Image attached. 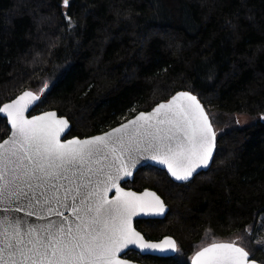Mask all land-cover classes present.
<instances>
[{
    "label": "trees",
    "instance_id": "16d2710c",
    "mask_svg": "<svg viewBox=\"0 0 264 264\" xmlns=\"http://www.w3.org/2000/svg\"><path fill=\"white\" fill-rule=\"evenodd\" d=\"M25 89L41 93L30 114L54 109L70 121L66 137L99 133L177 90L194 93L211 123L219 116L209 168L176 182L146 165L123 183L162 196L165 216L135 226L148 239L171 235L178 251L125 256L190 264L227 240L264 264L255 242L264 233V0H0V106ZM8 132L0 115V141Z\"/></svg>",
    "mask_w": 264,
    "mask_h": 264
},
{
    "label": "snow or ice",
    "instance_id": "6c2138e0",
    "mask_svg": "<svg viewBox=\"0 0 264 264\" xmlns=\"http://www.w3.org/2000/svg\"><path fill=\"white\" fill-rule=\"evenodd\" d=\"M39 100L24 91L0 106L11 125L0 143V264H129L120 254L130 246L178 251L172 238L153 243L133 227L138 214L164 212L161 198L120 182L142 158L179 181L209 165L217 132L198 97L180 91L102 135L69 140L61 138L69 122L55 112L25 116ZM249 256L235 242L213 241L192 264H256Z\"/></svg>",
    "mask_w": 264,
    "mask_h": 264
},
{
    "label": "water",
    "instance_id": "95a60500",
    "mask_svg": "<svg viewBox=\"0 0 264 264\" xmlns=\"http://www.w3.org/2000/svg\"><path fill=\"white\" fill-rule=\"evenodd\" d=\"M24 91H32V90H30V89H25V90H23L22 92L18 93L16 96H14L12 99H10V100H8V101L2 103L1 106H3V104H5V103H9V102H11V100H13V99H15L17 96L21 95ZM180 91H188V90H177V91H175L172 95H170L167 99L162 100V101H160V102H158V103H164V102H167V100H169L173 95H175L177 92H180ZM32 92H34V91H32ZM190 92H191V91H190ZM34 93L37 94V95H41V93H36V92H34ZM192 94L195 95L194 93H192ZM37 103H38V101L35 102L34 105L30 106L29 110L25 112V116H26L28 119H31L32 116L42 115V114L45 113V112H55V113H56V116H57L58 119H59V118H64V119L68 120L65 116H63V115H59V114L57 113V111L54 110V109H48V110H44V111H41V112H37V113L30 114L31 110L35 107V105H36ZM158 103H156L155 105H153L150 109H148V110H146V111H138V112H136L134 115H132V116H130V117H128V118L122 120L121 122H119L118 124H116V125H114V126H111V127L107 128L106 130H103V131H101V132H99V133H95V134H92V135H89V136H85V137H78V136H69V137H66V134L68 133V131H69L70 127H71L70 121L68 120V122H69V128L66 129L65 133H62V134H61V138H62V140H69V139H73V138L86 139V138H90V137H92V136L102 135V134L105 133V132L111 131L113 128L119 127L122 123H127L128 120L134 119L135 116L139 114V112H150V111H152V109H153ZM200 103H201V101H200ZM201 104H202V103H201ZM202 106H203V104H202ZM203 108H204L205 112L207 113V111H206V109H205L204 106H203ZM207 114H208V113H207ZM0 115L6 119L7 125H8V127H9V132H8L7 136H6L5 138H3V139L0 141V143H3V141H4L5 139H7L8 136L11 134V125L8 123L6 115H4V114H2V113H0ZM208 116H209V115H208ZM209 119H210V118H209ZM210 122H211V120H210ZM213 128H214V127H213ZM214 151H215V150H214ZM213 155H214V153H213ZM211 161H212V160H211ZM211 161H210V163H209V165H208L207 167H200V168H198L197 171H196V173L193 174V176L196 175L197 173L201 172V171H205V170H207V169L209 168L210 164H211ZM146 165H151V166H154V167H157V168H159V169L164 170V171L169 175V177H170L172 180L176 181V182H187V181H179V180H176L174 177L171 176V174H170V173L168 172V170H167V167L164 166V165H161V164H159V163H157V162H155V161H153V160H151V159H147V158H142V159H140L139 163H137L136 166L132 169V175H131V176H128V177H124V178L121 180V182H120V186H121L122 188H124L125 191H132V192H136V193H143L145 190L150 191V192H155V193L161 198V200L163 201V203H164V205H165V210H164V212H163L162 214H159V215H156V214H143V213H141V214H138V215L134 216V217L132 218L133 227H134L138 232H140V233L144 236V238H145L147 241H150V242H153V243H159V242L162 241L165 237H170V238H172L173 240H175L171 235H166V236H164V237H162V238H160V239H157V240L148 239V238H146L145 235H144L139 229H137L136 226H135V222H136V220H139V219H157V218H163V217L165 216L166 212L168 211V206L165 204L164 199L162 198V196H161L156 190H154V189H152V188H144V189H142V190H140V191H137V190H134V189L129 188V187H124V186L122 185L123 182L131 181V180L133 179V176H134L135 172H136L140 167H143V166H146ZM191 179H192V178H191ZM114 195H115V190H112L111 192H109V196H110V197H111V196H114ZM0 215H2V213H0ZM18 215H22V213H20V214H18ZM32 219L34 220V218H32ZM218 242H234V241L221 240V241H218ZM209 244H210V243H209ZM236 244H237V243H236ZM207 245H208V244H207ZM207 245H205V246H207ZM238 245H239V244H238ZM239 246H240V245H239ZM203 247H204V246H203ZM241 247H242V246H241ZM198 250H199V249H198ZM198 250H197V251H198ZM245 250H246V249H245ZM128 251H136V252L140 253L141 255H152V256H158V257L172 256V255H174L175 252H176V251H171V250H169V251H164V252H160V251H145V252H141L138 248H136V247H134V246H130L128 249H126L123 253L120 254V258H121V259L128 260V261H129V264H142V263L139 262V261H136V260H133V259H130V258H128V257L123 256V255H124L126 252H128ZM246 251H247V250H246ZM194 254H195V253H194ZM194 254H193V255H194ZM193 255H192L191 258H190V264H192V257H193ZM249 260H250V261H255L256 264H261L258 260L252 258L251 256H249Z\"/></svg>",
    "mask_w": 264,
    "mask_h": 264
},
{
    "label": "rangeland",
    "instance_id": "374dc122",
    "mask_svg": "<svg viewBox=\"0 0 264 264\" xmlns=\"http://www.w3.org/2000/svg\"><path fill=\"white\" fill-rule=\"evenodd\" d=\"M211 118H212L213 125L215 127H218V125L220 124L219 116L212 115ZM233 118L235 119V121H238L240 124H245L248 121L247 120L248 118L246 117V115H235ZM258 225L257 226L259 230H261V232H264V218L262 219V221L261 220L259 221ZM255 242H257L258 247L264 248V233L256 237Z\"/></svg>",
    "mask_w": 264,
    "mask_h": 264
},
{
    "label": "flooded vegetation",
    "instance_id": "af4514ba",
    "mask_svg": "<svg viewBox=\"0 0 264 264\" xmlns=\"http://www.w3.org/2000/svg\"><path fill=\"white\" fill-rule=\"evenodd\" d=\"M123 183L125 184L126 182H123ZM123 183H122V185H123L124 187H126ZM139 220H143V219H139ZM144 220H146V219H144ZM123 256H125V254H124ZM125 257H126V256H125Z\"/></svg>",
    "mask_w": 264,
    "mask_h": 264
}]
</instances>
